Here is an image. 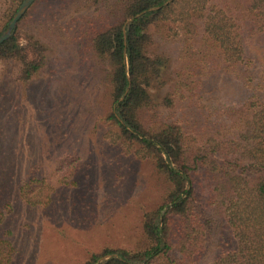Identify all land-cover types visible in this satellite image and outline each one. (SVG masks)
<instances>
[{
	"label": "trees",
	"instance_id": "obj_1",
	"mask_svg": "<svg viewBox=\"0 0 264 264\" xmlns=\"http://www.w3.org/2000/svg\"><path fill=\"white\" fill-rule=\"evenodd\" d=\"M88 1L99 13L87 35L107 72L106 118L167 188L142 214L140 246L105 248L81 264H264V0ZM26 16L0 44V61L16 62L23 81L44 53L30 34L21 38ZM158 26L177 46L174 66L152 35ZM227 74L247 89L237 102L220 97ZM200 172L217 178L209 213L195 196Z\"/></svg>",
	"mask_w": 264,
	"mask_h": 264
},
{
	"label": "rangeland",
	"instance_id": "obj_2",
	"mask_svg": "<svg viewBox=\"0 0 264 264\" xmlns=\"http://www.w3.org/2000/svg\"><path fill=\"white\" fill-rule=\"evenodd\" d=\"M16 2L0 0V27ZM96 8L35 0L20 30L42 45L40 69L23 81L16 62L0 61V264H81L105 248H136L143 212L163 202L164 178L133 145L117 142L106 118L107 72L87 35ZM163 30L152 35L174 66L177 46L161 40ZM227 76L217 81L227 89L220 97L236 101L247 89ZM195 179L209 213L217 178Z\"/></svg>",
	"mask_w": 264,
	"mask_h": 264
},
{
	"label": "water",
	"instance_id": "obj_3",
	"mask_svg": "<svg viewBox=\"0 0 264 264\" xmlns=\"http://www.w3.org/2000/svg\"><path fill=\"white\" fill-rule=\"evenodd\" d=\"M35 0H23L18 6L17 10L10 19L8 26L0 34V44L4 42L14 31L20 18L25 14L28 8L33 4ZM105 257V256H104ZM103 258V257H102ZM100 258L98 261H100ZM97 261V262H98Z\"/></svg>",
	"mask_w": 264,
	"mask_h": 264
}]
</instances>
